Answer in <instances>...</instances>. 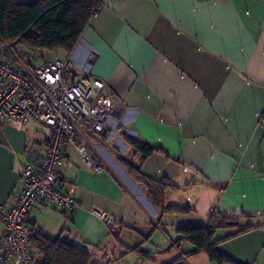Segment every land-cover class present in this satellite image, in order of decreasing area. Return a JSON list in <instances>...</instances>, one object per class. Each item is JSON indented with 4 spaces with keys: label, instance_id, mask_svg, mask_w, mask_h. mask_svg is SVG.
<instances>
[{
    "label": "crops",
    "instance_id": "crops-1",
    "mask_svg": "<svg viewBox=\"0 0 264 264\" xmlns=\"http://www.w3.org/2000/svg\"><path fill=\"white\" fill-rule=\"evenodd\" d=\"M100 2L73 52L57 48L50 59L105 81L125 133L88 137L100 171L71 147L63 182L79 207L36 204L33 225L89 251L90 264H221L191 255L196 246L178 233L220 213L235 222L216 228L219 251L237 264H264V0ZM49 130L35 121L0 125V203L21 185L28 144L42 145ZM129 138L153 152L143 159ZM128 164L165 181L164 207L187 210L163 212ZM94 207L113 215L116 231ZM3 232L0 221V247Z\"/></svg>",
    "mask_w": 264,
    "mask_h": 264
},
{
    "label": "built area",
    "instance_id": "built-area-1",
    "mask_svg": "<svg viewBox=\"0 0 264 264\" xmlns=\"http://www.w3.org/2000/svg\"><path fill=\"white\" fill-rule=\"evenodd\" d=\"M95 56L94 52L88 56L89 64ZM21 65L0 57V125L23 128L34 120L50 130L42 145L27 147L21 185L8 203H0L4 225L0 264H37L40 260L33 244L37 229L32 210L37 203L51 204L63 212L78 207L63 182L62 167L73 166L70 148L80 154L87 167L100 171L103 164L91 151L88 137L125 133L118 97L102 79L83 69L74 74V63L69 59L54 58L33 67ZM92 213L109 231H116L110 212L97 207Z\"/></svg>",
    "mask_w": 264,
    "mask_h": 264
},
{
    "label": "trees",
    "instance_id": "trees-1",
    "mask_svg": "<svg viewBox=\"0 0 264 264\" xmlns=\"http://www.w3.org/2000/svg\"><path fill=\"white\" fill-rule=\"evenodd\" d=\"M100 6V0H36L32 3H19L18 0H0V44L3 46L0 49V57L10 59L17 66L22 67L21 64H25L33 67L34 65L30 63L32 61L27 60L26 56L29 57L37 52L51 53L57 48L71 54L76 48L90 18L99 10ZM19 46L21 47V55L12 51V47ZM128 141L142 152L143 159L153 152V148L133 138H129ZM28 146H31V144H28ZM127 168L130 175L147 188L149 198L157 207H162L163 212L187 210L174 205L163 206L162 191L165 181L157 182L149 179L142 173L141 168L133 164H128ZM43 205L54 207L48 203H43ZM229 222H235V220L229 219L220 213H212L208 225H183L178 228V233L181 238H187L196 246L195 250L190 253L191 255L205 252L211 260L218 263L237 264L219 251L216 246L217 241L214 239L216 228ZM251 227L253 225L245 226L239 232ZM33 244L41 255L37 264L91 263L92 255L89 251L65 240H53L38 231L34 236ZM142 256H145L144 253H142ZM177 262L172 261L167 264H177Z\"/></svg>",
    "mask_w": 264,
    "mask_h": 264
},
{
    "label": "rangeland",
    "instance_id": "rangeland-1",
    "mask_svg": "<svg viewBox=\"0 0 264 264\" xmlns=\"http://www.w3.org/2000/svg\"><path fill=\"white\" fill-rule=\"evenodd\" d=\"M20 48H21L20 46H19V47H16V48L12 47V49H13L12 51H13V52H16V53H19V55H21V53H20ZM50 57H51L50 53H41V52H37V53H35V54L30 55L29 57L26 56V59L32 61V62H30V63H32V64L35 66V65H40V64H42L43 62H46V61L50 60ZM25 61H26V60H25ZM25 61H24V62H25ZM35 123H36L37 126H39V128H41V129L44 130L45 126H43V125L40 124L39 122H35ZM95 209H97V207H94V208L92 209V211L94 212ZM116 229H117V228H116ZM154 237H155V233H153L152 236L150 235V238H151V239H153ZM150 238H149V239H150ZM148 241H149V240H148Z\"/></svg>",
    "mask_w": 264,
    "mask_h": 264
}]
</instances>
